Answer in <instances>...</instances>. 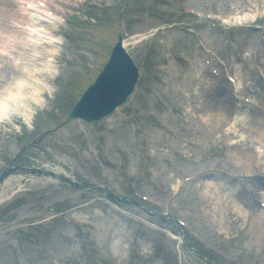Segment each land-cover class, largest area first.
Returning <instances> with one entry per match:
<instances>
[{
	"label": "rangeland",
	"instance_id": "rangeland-1",
	"mask_svg": "<svg viewBox=\"0 0 264 264\" xmlns=\"http://www.w3.org/2000/svg\"><path fill=\"white\" fill-rule=\"evenodd\" d=\"M92 1L120 3L108 13L84 5L67 10L68 18L60 27L64 35L55 47L77 66L56 60L50 68L41 70L46 64L41 58L30 60L31 67L18 55L8 59L14 72L33 70L39 81L45 79L47 91L39 97V107L32 106L31 114L25 113L32 118L30 124L26 123L33 129L28 142L36 138L37 144L22 141L24 135L12 124L0 126V171L18 150L28 146L15 165L30 173L59 169L88 188L78 191L57 180L40 181L39 176L18 177L10 183L11 191L23 192L0 205V264H167L158 253H165L173 264L180 258L186 264H198L189 257L186 245L195 247L214 264H264L260 259L264 210L254 203L250 191L255 189L257 177L242 182L250 188H242L246 191L240 193L233 180L210 172L225 167L231 173H250V163L257 155L246 142L229 148L237 157L238 167L230 168L224 156L227 150L220 143V128L231 124L236 136H252L246 127L264 128V111L246 112L249 118L240 117L245 110L223 75L216 78L219 82L212 92L213 76L205 68L207 59L219 68V57L226 71L237 75L245 85L264 87L250 57L259 49L264 59V0ZM126 7L123 17L133 34L146 35L173 24L177 29L161 30L136 45L128 41V50L145 82L125 106L91 125L68 120V112L108 60ZM189 10L219 16L221 21L238 15L250 24L228 30L222 22L187 15ZM204 48L212 50L213 59L206 57ZM240 48L245 54L239 52ZM42 55L45 60L51 58V49ZM37 69L48 75L42 77ZM52 73L58 74L56 81ZM8 75L5 72L0 89L10 81ZM246 92L261 102L262 93L255 87L249 86ZM52 106L63 115L58 121L48 119L47 111ZM194 106L201 109L195 111ZM203 113L213 114L207 126L195 120V115ZM13 120L21 123L20 119ZM120 168L138 178H126ZM258 170L262 173L264 167ZM258 170L254 171L257 175ZM201 174L206 176L184 182L186 177ZM207 179L212 182L209 189L213 198L206 194ZM91 184L103 191L91 188ZM130 185L161 202L163 209L154 212L138 202ZM236 203L240 210L234 207ZM182 205L186 209H181ZM177 217L189 222L222 257L211 254L176 227ZM143 221L169 230L172 236ZM209 225L217 228L211 230ZM258 227L263 230L261 237Z\"/></svg>",
	"mask_w": 264,
	"mask_h": 264
},
{
	"label": "bare ground",
	"instance_id": "bare-ground-1",
	"mask_svg": "<svg viewBox=\"0 0 264 264\" xmlns=\"http://www.w3.org/2000/svg\"><path fill=\"white\" fill-rule=\"evenodd\" d=\"M20 1L21 0H0V63L2 64V71L6 73L8 72L12 75V78L9 79L10 81L7 82V84L4 85L2 89H0V120L2 121H9L10 119L18 118V114H16L11 109L12 103L16 105L15 110H19V108L20 109L23 108L22 114H25L26 112L30 113V110L33 109L32 106L39 105V97L42 95V93L46 92L45 91L46 88L44 90L37 87V85H35L33 82H28L27 77H29L30 79H35L36 77H39L34 74L35 72H33V70L26 71L25 73L20 71L14 72V69L10 68L9 66L8 59L10 57H16L15 55H18L22 58V61L25 62V65L27 67H31L30 60L35 61L36 58H41L43 59L42 61L43 62L45 61L46 63L44 66L41 67V70L42 69L44 70L50 68V63L47 62L48 60H45L44 55H42V57L40 55L43 52H46L47 49L54 48L52 47L54 45H51V43H49L50 46H47L46 43L44 42H41L42 45L44 46L40 47V45L37 42H35L37 41L36 38H34L35 41H33L30 38L31 36L29 35V33H27L26 28L30 27L32 29H37L39 26L36 25V23L32 22V18H31L32 14L26 12L22 8ZM47 1L53 6V12L55 16L54 21H57L60 17V14L65 12V9L63 6H59L58 4H56L55 0H47ZM50 24H51L50 28H47L50 34H55L59 32L56 28L57 25L59 26L62 23H50ZM46 58L53 59V55H51V58L50 57H46ZM41 70L40 73H42ZM53 75H56V73H53ZM2 84L3 82L0 83V86ZM210 88L215 89L216 87L215 85L214 86L210 85ZM260 99L264 101L263 93ZM27 117L28 116L26 115V118ZM27 120L29 121V119ZM244 163H245V158H243L242 160V164ZM19 174H21V172L20 173L17 172L16 174H14L13 177ZM13 179L14 178H12V180ZM47 181L49 182L50 179H48ZM261 186L264 187V181L261 182ZM7 192L8 191H5L0 196V202H2L3 199H5L4 194ZM234 207H236L237 210H240L238 208L239 203H236ZM256 231H258L259 236L261 237L263 233L262 227H258Z\"/></svg>",
	"mask_w": 264,
	"mask_h": 264
}]
</instances>
